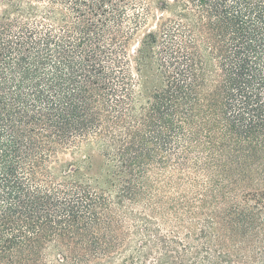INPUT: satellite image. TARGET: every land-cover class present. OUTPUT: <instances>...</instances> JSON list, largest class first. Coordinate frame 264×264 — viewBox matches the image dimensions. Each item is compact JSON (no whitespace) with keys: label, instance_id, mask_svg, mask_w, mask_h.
Listing matches in <instances>:
<instances>
[{"label":"trees","instance_id":"1","mask_svg":"<svg viewBox=\"0 0 264 264\" xmlns=\"http://www.w3.org/2000/svg\"><path fill=\"white\" fill-rule=\"evenodd\" d=\"M164 170L258 186L246 252L138 209ZM0 264H264V0H0Z\"/></svg>","mask_w":264,"mask_h":264},{"label":"rangeland","instance_id":"2","mask_svg":"<svg viewBox=\"0 0 264 264\" xmlns=\"http://www.w3.org/2000/svg\"><path fill=\"white\" fill-rule=\"evenodd\" d=\"M192 175L194 173L189 172L184 175V177L188 176V179L182 180L171 177L165 170L157 174L146 175L143 184L148 189L149 195L145 196V200L142 201L144 204H137L136 207L155 219L165 232L174 235H184L185 233L194 235L198 230V223L209 218L213 220V231L219 245L233 254H239L240 251L246 252V249H238L237 251L239 241L231 240V237H223L220 234L219 225L222 219L228 217L227 209L234 201H241L247 191L259 187L235 189L224 201L221 200L222 202L216 203V200L220 199L218 191L213 193L208 190L205 196L201 195L205 193V187L214 185V182L203 183L201 177L189 178ZM215 180L218 182L220 176H216ZM187 181L192 184L190 186L185 185L184 183ZM203 196L204 201L210 205L202 206L205 202L198 199L199 197L203 198Z\"/></svg>","mask_w":264,"mask_h":264}]
</instances>
